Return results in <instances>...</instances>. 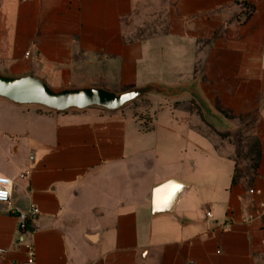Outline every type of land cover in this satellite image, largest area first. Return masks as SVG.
<instances>
[{
    "label": "crops",
    "instance_id": "crops-1",
    "mask_svg": "<svg viewBox=\"0 0 264 264\" xmlns=\"http://www.w3.org/2000/svg\"><path fill=\"white\" fill-rule=\"evenodd\" d=\"M150 5L167 32L135 39ZM0 72L113 92L196 82L221 110L253 115L260 144L257 171L240 173L189 97L66 113L0 99V175L15 182L0 203V264H22L29 244L35 264H264V0H0ZM169 181L189 187L174 206L169 188L155 213ZM31 204L26 236L17 214Z\"/></svg>",
    "mask_w": 264,
    "mask_h": 264
},
{
    "label": "water",
    "instance_id": "water-1",
    "mask_svg": "<svg viewBox=\"0 0 264 264\" xmlns=\"http://www.w3.org/2000/svg\"><path fill=\"white\" fill-rule=\"evenodd\" d=\"M151 96L167 100L189 97L203 110L206 121L212 124L217 116L203 95L198 83L167 86L150 83L123 92H113L101 87L53 88L33 74L11 76L0 72V99L18 107H36L55 113L99 109L107 112L121 111L128 106ZM178 186L179 191L173 198V206L180 200L189 184L169 181L155 189L153 204L155 213L161 206L169 188Z\"/></svg>",
    "mask_w": 264,
    "mask_h": 264
},
{
    "label": "rangeland",
    "instance_id": "rangeland-1",
    "mask_svg": "<svg viewBox=\"0 0 264 264\" xmlns=\"http://www.w3.org/2000/svg\"><path fill=\"white\" fill-rule=\"evenodd\" d=\"M136 27H141L133 38H148L153 35L163 34L167 32V20L164 8L158 10L157 7L145 6L142 7L139 13ZM137 34V36H136ZM134 39V40H135ZM207 99L216 110L218 105L216 93L213 90L210 91L209 86ZM153 99L147 97L142 101L136 102L127 108L134 110L135 112L142 108H148ZM188 103V108L192 110L195 116V124L202 133H209L210 137L213 138L220 148H225L226 152L230 153L231 156L238 162L239 172H251V167L254 165L256 160V145L254 141L253 128H254V117L252 116H241L238 117L229 113V116H224L221 112L216 110L217 117L216 121H212L211 128H204L205 117L203 110L199 105L191 98L184 99V102ZM200 124V125H199ZM215 128L216 130H214ZM214 133H222L228 135L227 138L215 136Z\"/></svg>",
    "mask_w": 264,
    "mask_h": 264
},
{
    "label": "built area",
    "instance_id": "built-area-1",
    "mask_svg": "<svg viewBox=\"0 0 264 264\" xmlns=\"http://www.w3.org/2000/svg\"><path fill=\"white\" fill-rule=\"evenodd\" d=\"M26 57H30V53L26 54ZM21 180H26L28 178V173H24L19 177ZM15 188V182L6 176L0 175V203L10 204ZM255 191H251L254 193ZM40 214L38 207L31 204L26 210L20 211L17 214L18 218V230L19 233L29 236L32 229V221L36 219ZM207 217L211 218V213H207ZM6 250L0 249V255H5ZM35 253L32 245L27 246V258L22 264H35Z\"/></svg>",
    "mask_w": 264,
    "mask_h": 264
},
{
    "label": "trees",
    "instance_id": "trees-1",
    "mask_svg": "<svg viewBox=\"0 0 264 264\" xmlns=\"http://www.w3.org/2000/svg\"><path fill=\"white\" fill-rule=\"evenodd\" d=\"M246 7H247L248 14H251L252 11H253V7L248 6V5H246ZM216 109L218 111H220L224 116H229L228 111L221 110L219 107H216ZM239 117H241V116H239ZM254 122H255V120H254ZM217 134L219 135V137L220 136L223 137V138H227L228 137V135H223L222 133H217ZM254 141H255V145H256V154H257V156H256V160H255L254 165H252V167H251V171H253V173H255L257 171V169L259 167V162H260V155H259V152H260L259 151V146H260V144H259V141L257 139H254ZM217 149L220 150V146L219 145H217ZM235 182H236V175H235V177L233 179V183H235Z\"/></svg>",
    "mask_w": 264,
    "mask_h": 264
}]
</instances>
